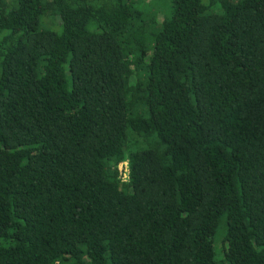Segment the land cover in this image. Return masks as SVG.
Returning <instances> with one entry per match:
<instances>
[{"label":"trees","instance_id":"16d2710c","mask_svg":"<svg viewBox=\"0 0 264 264\" xmlns=\"http://www.w3.org/2000/svg\"><path fill=\"white\" fill-rule=\"evenodd\" d=\"M158 13L0 0V264H264V0Z\"/></svg>","mask_w":264,"mask_h":264},{"label":"rangeland","instance_id":"374dc122","mask_svg":"<svg viewBox=\"0 0 264 264\" xmlns=\"http://www.w3.org/2000/svg\"><path fill=\"white\" fill-rule=\"evenodd\" d=\"M128 1L142 9L150 10L151 12H160L157 14L159 22L163 20L162 12H165L169 7V0H128ZM204 1L206 2L207 0ZM219 237L220 235L215 239V249L218 256L221 257V255L223 254L221 253L222 251H220L221 240Z\"/></svg>","mask_w":264,"mask_h":264},{"label":"built area","instance_id":"2783aa9c","mask_svg":"<svg viewBox=\"0 0 264 264\" xmlns=\"http://www.w3.org/2000/svg\"><path fill=\"white\" fill-rule=\"evenodd\" d=\"M120 172L123 176V180L127 181L128 175H129V169H128V163L127 162H124L120 165Z\"/></svg>","mask_w":264,"mask_h":264}]
</instances>
